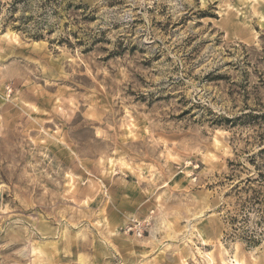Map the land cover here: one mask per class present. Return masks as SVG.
I'll return each instance as SVG.
<instances>
[{"label": "rangeland", "instance_id": "rangeland-1", "mask_svg": "<svg viewBox=\"0 0 264 264\" xmlns=\"http://www.w3.org/2000/svg\"><path fill=\"white\" fill-rule=\"evenodd\" d=\"M12 1L0 264H264V0Z\"/></svg>", "mask_w": 264, "mask_h": 264}, {"label": "trees", "instance_id": "trees-1", "mask_svg": "<svg viewBox=\"0 0 264 264\" xmlns=\"http://www.w3.org/2000/svg\"><path fill=\"white\" fill-rule=\"evenodd\" d=\"M20 0H14L11 2V5L13 6L14 4L18 3ZM25 1V0H21ZM57 0H44L42 4H56ZM10 5V6H11ZM13 10V8H12ZM30 20L31 17H25L23 24L25 21ZM15 28H18L19 26H14ZM26 28H22V30H25ZM39 34L34 33L32 37L34 38H39ZM264 196H250L247 198V202L244 201L243 204L241 205L240 211L242 212L243 217L248 216L247 214L251 211L255 212L258 215L259 222L264 221V203H262V199ZM247 204V205H246ZM232 221L236 220V218H231ZM262 233V232H261ZM261 233L258 234H252V239L259 238L261 236ZM251 237V236H250Z\"/></svg>", "mask_w": 264, "mask_h": 264}, {"label": "built area", "instance_id": "built-area-1", "mask_svg": "<svg viewBox=\"0 0 264 264\" xmlns=\"http://www.w3.org/2000/svg\"><path fill=\"white\" fill-rule=\"evenodd\" d=\"M140 234H141L140 231H138V232H137V235H140Z\"/></svg>", "mask_w": 264, "mask_h": 264}, {"label": "bare ground", "instance_id": "bare-ground-1", "mask_svg": "<svg viewBox=\"0 0 264 264\" xmlns=\"http://www.w3.org/2000/svg\"><path fill=\"white\" fill-rule=\"evenodd\" d=\"M239 264H241V263H239Z\"/></svg>", "mask_w": 264, "mask_h": 264}]
</instances>
